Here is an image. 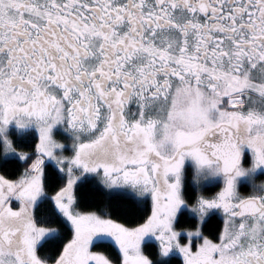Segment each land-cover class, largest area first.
<instances>
[{
    "label": "snow or ice",
    "instance_id": "snow-or-ice-1",
    "mask_svg": "<svg viewBox=\"0 0 264 264\" xmlns=\"http://www.w3.org/2000/svg\"><path fill=\"white\" fill-rule=\"evenodd\" d=\"M0 264H264V0H0Z\"/></svg>",
    "mask_w": 264,
    "mask_h": 264
},
{
    "label": "trees",
    "instance_id": "trees-1",
    "mask_svg": "<svg viewBox=\"0 0 264 264\" xmlns=\"http://www.w3.org/2000/svg\"><path fill=\"white\" fill-rule=\"evenodd\" d=\"M92 195H93L94 197H96L97 199H99V194H98V193H92Z\"/></svg>",
    "mask_w": 264,
    "mask_h": 264
}]
</instances>
